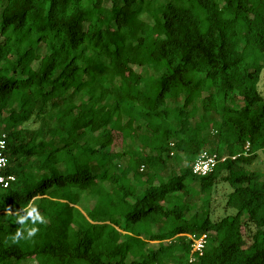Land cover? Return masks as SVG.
Here are the masks:
<instances>
[{
    "label": "trees",
    "instance_id": "1",
    "mask_svg": "<svg viewBox=\"0 0 264 264\" xmlns=\"http://www.w3.org/2000/svg\"><path fill=\"white\" fill-rule=\"evenodd\" d=\"M263 71L264 0H0V264H190L206 233L195 264H264ZM207 147L226 157L208 176L166 159ZM29 203L45 223L13 243Z\"/></svg>",
    "mask_w": 264,
    "mask_h": 264
},
{
    "label": "rangeland",
    "instance_id": "2",
    "mask_svg": "<svg viewBox=\"0 0 264 264\" xmlns=\"http://www.w3.org/2000/svg\"><path fill=\"white\" fill-rule=\"evenodd\" d=\"M168 1H170V0H162V2H168ZM217 2L219 4H224V0H217ZM111 6L112 5H111L110 1L105 2V8L107 10V13L110 12ZM142 19L147 21L150 24H154V20L147 15H144L142 17ZM86 27H87V25H86ZM41 51H42V53H44L45 48H42ZM38 65H39V63L36 62L34 64V67L38 68ZM134 69L136 72H138L144 76H146L149 73L148 68L135 66ZM260 88H261L262 93L264 94V71L262 73V81L260 84ZM231 95L237 96L236 93L231 94ZM86 100H87V95L85 93L75 94L73 96V101L77 104L83 103ZM110 101H111L110 99H107L106 103H109ZM183 101H184V98L181 99L180 105H183ZM204 101H205V99L203 98L195 104L197 107V110H196V117L192 120L193 126H196V124L201 120V117L204 115V111H203V102ZM191 108L192 107H189L188 110H191ZM51 124L56 126V121L54 118L51 120ZM207 135H208V133L205 132V136H207ZM129 145H130V142L125 146L124 150L127 149V147ZM214 150H215V148L212 149L210 147H207L205 152H212ZM180 157H181L180 160H177V159H175V157L172 154L166 155V159L168 160V163H170V165L173 167V170H174V168L176 169L175 170L176 172H179L180 170H182L186 167H190L193 164V158L191 156H188V155L180 152ZM248 168L253 169V170H260V171L264 172V152H260L258 159ZM194 186L196 188H199L198 184H194ZM230 191H231V189H230V186L228 184L221 183L217 186V188L213 192L212 206L215 209V215H214L215 219L226 215L227 212L224 209L226 207V201H227V198H228ZM80 194H81V202L79 203L78 208L84 212H88L91 208L94 207V205L96 203V197L91 196V195L87 194L86 192H80ZM229 212H231V214L235 213V211L231 210V209L229 210ZM151 247H158V245L152 244ZM25 264H36V263L34 261H28Z\"/></svg>",
    "mask_w": 264,
    "mask_h": 264
},
{
    "label": "built area",
    "instance_id": "3",
    "mask_svg": "<svg viewBox=\"0 0 264 264\" xmlns=\"http://www.w3.org/2000/svg\"><path fill=\"white\" fill-rule=\"evenodd\" d=\"M250 144H247L246 150L248 151ZM226 157H220L215 152H203L193 163L192 173L197 177L208 176L213 173L221 160H225ZM0 188L7 189L15 181L14 175H6L5 171L8 167V157H7V142L5 135H0ZM208 233L202 234H193L189 237L192 241V249L194 256L189 260L190 264H195L199 256H202L207 244H208Z\"/></svg>",
    "mask_w": 264,
    "mask_h": 264
},
{
    "label": "clouds",
    "instance_id": "4",
    "mask_svg": "<svg viewBox=\"0 0 264 264\" xmlns=\"http://www.w3.org/2000/svg\"><path fill=\"white\" fill-rule=\"evenodd\" d=\"M9 214H12L11 208L7 209V215ZM15 223H18L21 227L10 237L11 241L13 243H19L21 239L30 241L37 235L39 231L38 225L45 223V217L41 215L38 207L29 203L15 214Z\"/></svg>",
    "mask_w": 264,
    "mask_h": 264
}]
</instances>
